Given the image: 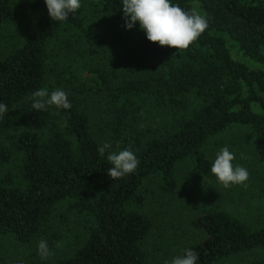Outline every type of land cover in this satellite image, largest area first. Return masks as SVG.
<instances>
[{
    "label": "trees",
    "instance_id": "1",
    "mask_svg": "<svg viewBox=\"0 0 264 264\" xmlns=\"http://www.w3.org/2000/svg\"><path fill=\"white\" fill-rule=\"evenodd\" d=\"M172 2L190 14L197 13L196 3L208 19L207 29L186 49L148 41L138 24L126 30L122 0H93L64 21L50 18L44 0H0V35L12 42L0 53V102L8 108L0 117V165L17 161L15 172L0 171V240L10 235L33 247L43 239L51 249L52 220L66 222L71 213L82 219L85 232L64 257L46 260L33 250V264H150L147 199L175 192L184 161L208 174V141L235 125L250 130L264 200V0ZM92 18L106 28L112 62L82 59ZM228 41L261 67L234 59ZM69 51L74 58L62 63L61 54ZM40 89H63L71 107L34 110L31 97ZM107 95L123 113L134 97H149L183 114L162 134L135 136V173L112 180L109 153L100 151L87 110ZM190 225L197 238L183 250L198 253L197 264L255 250L263 255L249 264H264V214L253 226L208 207Z\"/></svg>",
    "mask_w": 264,
    "mask_h": 264
},
{
    "label": "rangeland",
    "instance_id": "2",
    "mask_svg": "<svg viewBox=\"0 0 264 264\" xmlns=\"http://www.w3.org/2000/svg\"><path fill=\"white\" fill-rule=\"evenodd\" d=\"M92 1L81 0V6H88ZM192 5L200 14L198 4ZM88 27L90 34L86 36L87 40H82V59L87 62L99 60L101 64L112 62L114 50L108 46L103 23L97 18H92ZM11 44V40L1 32L0 53ZM227 45L234 59L251 68L261 67L243 56L230 41ZM73 55L74 53L69 51L68 54H61L60 59L65 63L68 57L72 60ZM101 67L107 69L109 66ZM117 81L118 79L115 80ZM106 100L109 102L91 103L87 110L92 132L99 144L102 146L108 142L112 145L111 149L106 150L108 153L130 149L133 138L137 135L147 139L162 134L170 129L174 120L182 114L180 111L157 106L149 97H134L124 113L108 95ZM225 146L235 155L234 165L248 170L249 177L243 184H233L225 188L217 182L211 171L208 174L199 173L190 162L184 161L178 166L175 192L172 195L159 194L156 198L152 196L147 199L146 209L152 220V229L146 241L150 264H165L166 260L171 261L197 238V233L190 225V219L203 208L225 209L253 226L262 221L264 200L260 193L261 168L252 151L250 130L246 126L235 125L210 139L206 145V153L211 160V166L216 153ZM16 166L15 160L0 165V171L11 169L15 172ZM61 211H64V208ZM60 220L55 217L50 224V228L55 230L56 245L50 249L51 254L46 260L70 254L85 238L80 217L71 213L66 222ZM33 250H37V246L21 245L12 236L7 235L0 240V264H33ZM262 255V252L255 250L238 254L218 264H249Z\"/></svg>",
    "mask_w": 264,
    "mask_h": 264
},
{
    "label": "clouds",
    "instance_id": "3",
    "mask_svg": "<svg viewBox=\"0 0 264 264\" xmlns=\"http://www.w3.org/2000/svg\"><path fill=\"white\" fill-rule=\"evenodd\" d=\"M47 12L53 21H64L69 14L74 15L81 7V0H44ZM124 27L131 30L136 25L145 33L146 39L159 46H168L175 49H186L208 27V19L199 13H189L172 0H122ZM32 108L46 110L49 106L57 109H69L71 104L68 94L63 89H56L49 93L40 89L33 93ZM8 108L0 102V117L7 114ZM112 148L105 142L101 152ZM110 167L107 175L112 179L122 178L134 174L139 161L130 149L119 152H109L107 156ZM235 155L227 146L221 148L215 155L211 166V173L223 187L233 184H243L249 177L248 170L240 165H234ZM37 252L42 259L51 254L46 240L37 242ZM199 255L191 249H184L181 255L166 260L165 264H197Z\"/></svg>",
    "mask_w": 264,
    "mask_h": 264
}]
</instances>
